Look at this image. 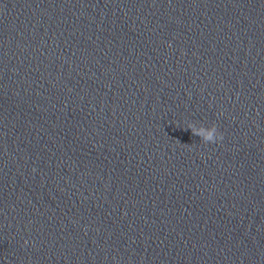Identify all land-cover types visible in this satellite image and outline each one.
I'll list each match as a JSON object with an SVG mask.
<instances>
[{"label": "clouds", "instance_id": "obj_1", "mask_svg": "<svg viewBox=\"0 0 264 264\" xmlns=\"http://www.w3.org/2000/svg\"><path fill=\"white\" fill-rule=\"evenodd\" d=\"M191 129L192 135L197 136L202 140L204 143H215L218 140L223 139V135L218 132L217 126L215 124L211 125L210 127H195L193 125H188L185 130ZM25 244L28 243L27 240L24 242Z\"/></svg>", "mask_w": 264, "mask_h": 264}]
</instances>
